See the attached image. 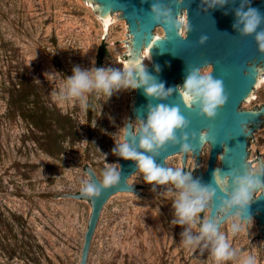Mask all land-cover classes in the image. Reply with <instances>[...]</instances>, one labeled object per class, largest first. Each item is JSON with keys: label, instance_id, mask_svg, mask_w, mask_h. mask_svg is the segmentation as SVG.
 Here are the masks:
<instances>
[{"label": "rangeland", "instance_id": "obj_1", "mask_svg": "<svg viewBox=\"0 0 264 264\" xmlns=\"http://www.w3.org/2000/svg\"><path fill=\"white\" fill-rule=\"evenodd\" d=\"M121 13L113 12L104 40L110 57L106 54L99 67L124 68L119 56L128 50L124 39L129 38V24L119 18ZM97 14L84 0H0V264H80L92 205L85 198L57 194L79 191L81 182L90 180L86 162L101 179L106 166L120 168L112 149L129 120L132 89L114 91L110 97L88 94L84 107L52 95L74 66L98 67L104 21ZM53 71L60 77H45ZM254 94L242 108L264 102V79ZM139 120L132 119L134 127ZM248 148V161L258 156L257 149L264 158V123ZM210 151L207 143L196 170L206 168ZM182 156L167 157L169 167L183 169ZM196 159L193 152L188 154L186 171L190 166L196 173ZM252 168L259 169V160L252 161ZM129 182L145 185L139 189L146 195L121 191L110 197L88 264H214L203 244L197 249L181 245L184 228L171 223V193L176 191L171 184H147L138 170ZM209 213L210 208L201 221ZM231 217L220 228L226 235ZM252 218L229 241L264 264L263 233Z\"/></svg>", "mask_w": 264, "mask_h": 264}, {"label": "water", "instance_id": "obj_2", "mask_svg": "<svg viewBox=\"0 0 264 264\" xmlns=\"http://www.w3.org/2000/svg\"><path fill=\"white\" fill-rule=\"evenodd\" d=\"M99 11L98 17L105 21L104 35L107 36L108 24L111 23L113 12L121 11L119 18H125L129 24V38L124 39L128 42V50L119 57L125 62L124 67H130L135 64L137 67L143 66L144 69L155 78L156 82L165 84V88L175 87L184 83L186 68L188 66L200 67L206 65L215 77L222 79L225 86L226 94L229 99L226 105L218 111V115L214 120L200 115L198 110L187 107L179 90L173 93L167 100H155L144 95L143 89H135L136 94L133 97V89L131 90V103L129 120L127 127L135 128L132 122L134 117L138 119H147V105L151 102L168 103L170 105L179 106L182 115L190 121L189 133L196 132L197 139L193 140L189 136V143L192 145L193 156L197 157V164L203 160L202 151L204 146L209 143L211 146L210 156L206 168L198 167L196 173L190 170V166L186 171L185 163L188 161V154L183 153L182 161L185 172H191L194 179L200 180L202 183H213L216 187V196L210 204L209 217L213 220L219 218V228L229 216L235 213V209L228 210L221 215L220 201L221 198H227V194L232 191L230 182L227 179H220L221 175H226L234 170H242L245 164L252 167V161L259 160V169L264 166V158L258 156L248 161L251 153L248 146L250 138L254 135V131L259 129L264 123V102L260 106L251 108H242L244 101H249L251 96L254 97L255 87L264 79V55L258 51L254 36H240L232 27L234 22L235 10L240 7L241 0H228L223 7L217 6L215 9L208 7V3L204 0H185L184 4L173 3L172 0H164L173 8L175 14H180L187 18L190 25V31L185 32L180 37L175 30L168 26L153 23L150 12L152 0H84ZM210 3L211 0H208ZM251 6L258 8L264 13V0H251ZM228 13L225 15L224 13ZM118 15V14H117ZM118 18V19H119ZM264 27V25H262ZM201 35L209 37L207 43L201 46L198 43ZM118 40L116 42H120ZM99 45L100 47L102 46ZM98 48L97 65L99 64ZM146 48L147 57L150 63L143 60V50ZM109 52L107 50V53ZM110 57V55H109ZM103 61V60H102ZM249 73V74H248ZM245 134L241 131V125L244 124ZM209 131L208 142L204 145L199 141V133ZM178 136L181 133H177ZM130 141L132 137L128 138ZM139 140L136 139L133 147L139 151ZM181 151L180 144L173 145L169 143L164 149L160 150L159 155H155L158 165L169 167L167 157ZM149 155H153L149 153ZM120 160L121 182L120 184L106 189L98 197L85 198L92 205V211L89 218L88 227L85 232V239L82 248L80 264H88L92 241L102 210L114 194L121 191H134L138 194H144L139 188L145 185H133L129 182V178L138 170L134 161L124 160L118 156ZM90 176V180L101 179L95 169L86 162L83 166ZM218 183L214 181V174ZM264 181V176L261 177ZM98 183V181H97ZM138 187V188H137ZM150 187V186H146ZM260 191V190H258ZM253 195L252 204L249 207L248 214L258 219L259 231L264 238V190L258 195ZM82 199L79 191L57 194ZM53 195V196H57ZM203 218V213L200 216ZM248 223V222H246ZM248 228V226H246ZM198 235V233H197ZM255 237L260 239V233Z\"/></svg>", "mask_w": 264, "mask_h": 264}, {"label": "clouds", "instance_id": "obj_3", "mask_svg": "<svg viewBox=\"0 0 264 264\" xmlns=\"http://www.w3.org/2000/svg\"><path fill=\"white\" fill-rule=\"evenodd\" d=\"M176 4H184L185 0H172ZM208 7L215 9L223 7L228 0H204ZM153 23L168 26L175 30L180 37L190 31L187 18L175 14L173 8L164 0H152L150 12ZM227 15L228 13H224ZM264 13L258 8L251 6V0H241L240 7L235 10L233 29L240 36H254L258 51L264 55ZM209 37L201 35L198 43L203 46ZM249 74V73H248ZM46 78L60 77L58 72H45ZM143 89L146 97L155 100H167L173 93L179 90L184 104L198 110L200 115L214 120L218 111L222 109L229 97L226 94L224 82L214 76L213 72L206 66L186 68L184 83L175 87L165 88L162 82H156L155 78L144 69L133 64L116 70L104 67H92L91 69L74 66L72 75H62L59 88L52 92L54 98L60 102L78 101L84 107L88 94L96 93L110 97L114 91L120 89ZM245 123L241 125V131L245 134ZM190 121L181 113L179 106L168 103H149L147 105V119L139 120L137 127H125L121 130L119 138H115V146L112 149L113 155L124 160L134 161L139 173L143 174L144 182L150 185L171 184L176 190L172 198L174 219L172 225L181 226L184 231L181 233V245L186 249H197L203 244L204 248L210 251V258L214 264H226L234 261L235 264H257V257L254 254L238 252L229 241V235L236 236L243 230V224L253 218L248 210L253 201V195L258 190L264 189V166L260 169H253L248 164L242 170H234L220 179H227L230 182L232 191L227 198H221V215L231 209H235L231 223L228 227V234L222 233L218 226L219 218L216 220L205 217L200 221V216L212 204L216 196V187L213 183H202L194 179L191 172H185L181 168L163 167L158 165L155 155L160 154L169 143L180 144L183 153L192 152V145L189 143V136L197 139V133H189ZM209 131L199 133V141L202 145L208 142ZM181 133L180 136L177 133ZM132 137L130 141L128 138ZM139 140V149L133 147L135 140ZM152 153L153 155H149ZM216 173L214 181L218 183ZM98 181V183H97ZM121 171L113 166H106L102 172V179L84 180L81 182L79 195L82 198L98 197L106 189L120 184ZM155 190V189H153ZM198 227V235H193L192 229Z\"/></svg>", "mask_w": 264, "mask_h": 264}, {"label": "trees", "instance_id": "obj_4", "mask_svg": "<svg viewBox=\"0 0 264 264\" xmlns=\"http://www.w3.org/2000/svg\"><path fill=\"white\" fill-rule=\"evenodd\" d=\"M107 53V45L106 43H103L102 46L100 47V51H99V64L102 63V60L104 58V56Z\"/></svg>", "mask_w": 264, "mask_h": 264}, {"label": "bare ground", "instance_id": "obj_5", "mask_svg": "<svg viewBox=\"0 0 264 264\" xmlns=\"http://www.w3.org/2000/svg\"><path fill=\"white\" fill-rule=\"evenodd\" d=\"M103 21H104V20H103ZM111 22H112V18H111ZM104 23H105V21H104ZM110 24H111V23H110ZM110 24H108V26H109ZM143 58H145V60H143L145 63H150V62H151L150 58L147 57V51H146V48L143 50ZM124 64H125V62H124Z\"/></svg>", "mask_w": 264, "mask_h": 264}]
</instances>
